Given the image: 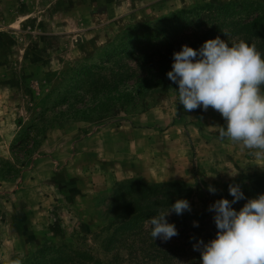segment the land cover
Wrapping results in <instances>:
<instances>
[{"label": "rangeland", "instance_id": "1", "mask_svg": "<svg viewBox=\"0 0 264 264\" xmlns=\"http://www.w3.org/2000/svg\"><path fill=\"white\" fill-rule=\"evenodd\" d=\"M229 1L0 0L3 264L55 261L57 252L64 264H200V240L173 221H196L204 237L216 227L202 224L213 218L209 206L232 200L229 185L240 186L243 205L264 194V158L221 139L216 110L186 111L157 64L133 73L126 59L132 71L109 92L112 101L92 109L105 97L100 67L115 68L108 54L126 29ZM175 181L183 184L162 186ZM156 186L191 205L167 217L178 231L168 241L150 235V218L173 204L149 196Z\"/></svg>", "mask_w": 264, "mask_h": 264}, {"label": "clouds", "instance_id": "2", "mask_svg": "<svg viewBox=\"0 0 264 264\" xmlns=\"http://www.w3.org/2000/svg\"><path fill=\"white\" fill-rule=\"evenodd\" d=\"M167 77L178 85L179 104L186 111L216 110L225 121L220 138L264 158V54L254 45L219 36L206 40L199 49L182 45L173 53ZM209 191L214 194L216 190L210 187ZM229 195L231 201L221 198L209 206L217 232L207 243L201 240L194 245L200 251V264H264V194L248 199L239 210L233 205L245 199L240 186L229 185ZM185 211H191L189 201L177 199L151 217L152 238L168 241L178 235L167 217Z\"/></svg>", "mask_w": 264, "mask_h": 264}, {"label": "trees", "instance_id": "3", "mask_svg": "<svg viewBox=\"0 0 264 264\" xmlns=\"http://www.w3.org/2000/svg\"><path fill=\"white\" fill-rule=\"evenodd\" d=\"M217 36L229 42L244 40L254 45L261 54H264V3L256 0H235L223 5L207 3L191 9L173 12L149 25L126 29L119 39L120 42L108 54L107 61L112 62L115 68L110 69L105 65L100 67V69L107 71L99 81L106 90L102 93L105 97L103 99L99 97L94 101L96 103L92 109L102 107L108 104L107 102L112 101L113 97L109 92L115 90L116 87L118 88L121 78L128 71L130 73L132 71V68L125 62L126 59L135 61L136 67L133 69V73L140 69L152 70L153 66L157 64L161 72L165 71L163 75L167 76L165 64L170 66L168 67L170 71L173 53L181 50L182 45L187 44L194 49H199L206 40L214 39ZM92 84H95V81ZM89 86L92 87L90 84ZM123 94L120 93L118 97ZM181 184L183 183L175 181L162 186L177 187ZM157 188L159 187L156 186L154 190L150 191V197H154L155 201H160L159 203L171 204L174 202L172 198H165L166 194H160ZM237 205V210H239L243 206V201L237 202ZM138 211L145 214L158 211V207L152 209L141 207ZM136 218L138 216L133 219ZM177 219L179 220L173 222L182 226L184 232H190L187 235L189 241H209L215 238L216 227L210 230L211 232L203 234L204 237H200V233L195 228L196 221H194L196 222L194 225V222L189 221L188 217L179 216ZM212 219L211 222H203L202 224H215L214 219ZM130 222L131 220L124 221V224ZM112 241L114 238H109L108 244H111ZM57 256L55 261H52L54 260L52 257L46 259L42 257L41 261V256H37L36 260L31 261L30 264H59L67 261L65 257L62 259L58 252ZM94 264L100 263L95 261Z\"/></svg>", "mask_w": 264, "mask_h": 264}]
</instances>
